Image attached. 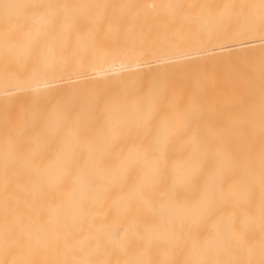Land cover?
Here are the masks:
<instances>
[{"label":"bare ground","instance_id":"bare-ground-1","mask_svg":"<svg viewBox=\"0 0 264 264\" xmlns=\"http://www.w3.org/2000/svg\"><path fill=\"white\" fill-rule=\"evenodd\" d=\"M5 2L0 264H264L261 0Z\"/></svg>","mask_w":264,"mask_h":264},{"label":"snow or ice","instance_id":"snow-or-ice-1","mask_svg":"<svg viewBox=\"0 0 264 264\" xmlns=\"http://www.w3.org/2000/svg\"><path fill=\"white\" fill-rule=\"evenodd\" d=\"M0 7H3L4 9H9L11 7H13V5H10L8 3H0ZM252 7V6H250ZM260 20H261V26L262 28H264V0H261V3H260ZM261 59H262V62H264V51H262L261 53ZM34 103L37 102L35 99L33 101ZM55 103L57 105H60L62 102L60 100H56Z\"/></svg>","mask_w":264,"mask_h":264}]
</instances>
